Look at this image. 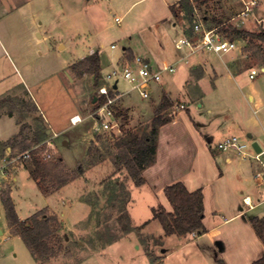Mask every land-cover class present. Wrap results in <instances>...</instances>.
Listing matches in <instances>:
<instances>
[{
  "label": "rangeland",
  "instance_id": "1",
  "mask_svg": "<svg viewBox=\"0 0 264 264\" xmlns=\"http://www.w3.org/2000/svg\"><path fill=\"white\" fill-rule=\"evenodd\" d=\"M175 1L34 2V13H38L35 20L40 23L39 31L44 39L38 40V50L42 55L33 66L43 62L44 66L48 65L49 75L41 84L32 86L35 100L20 88L1 97L0 120H8L6 127L11 129L16 124L17 135L35 142L32 139L35 132H40L42 138L46 136L42 130L47 127L43 123L45 117L52 122L57 136L52 137L47 145L49 159H44V150L39 157L45 161L59 158L67 168L78 172L77 178L45 194L29 177L28 167H25L32 158L17 165L12 164L9 170L10 176L15 175L16 178L12 184V197L18 215L25 218L46 207L48 213L57 215L59 212L66 223V227L58 233L60 242L52 240L55 248H58V255L42 260L41 264H161L165 247H169V254L163 258V264H213L202 249L206 246L200 249V239H193L189 233L175 239L159 237L162 227L153 218V208L158 207L165 195L160 192L157 197L147 185L136 186L124 169H117L113 165L111 155L116 151L114 137L94 132L91 118L72 127L68 123V117L74 111H79L82 117L91 113L94 107L92 98L97 97V88L103 83V76L114 70L127 40H172L173 30L165 27L161 20L170 17L168 4ZM206 1L205 7L198 6L196 1L194 3L198 6V14H206L209 23H217L234 15L242 6L238 0ZM254 11L256 15L264 16V7L258 6ZM183 14L179 12L178 17H183ZM115 16L120 17V23L114 20ZM183 20L189 25L187 20ZM196 20L198 18L192 16L191 23ZM111 42L117 45L114 50L109 47ZM94 51H101L103 63V71L99 72L97 79L89 74H75L71 69L72 64ZM135 55L144 56L142 53ZM262 61V52H256L252 58L254 68L259 69L258 64ZM158 68L164 67L160 65ZM247 72L240 74V89L237 88L230 96L237 104H246V98L242 95H246L250 82L255 81L247 78ZM169 76H172L170 72L163 71L161 80ZM262 77L264 74L258 76ZM161 80L151 85V96L144 99L127 81L117 78L118 90L125 93L122 98L124 103L121 101L119 107V110L126 112L125 118L120 119L123 136L150 130L160 104L157 97L161 95ZM176 109L177 106H174L162 111V116L173 115ZM53 131L35 145L44 146L45 149V140L51 138ZM17 135L2 142L0 150L3 155L20 151L21 137L9 142ZM243 138L248 144L247 150L252 152L250 140L245 135ZM64 139L69 141V145H63ZM6 146L10 147L9 151L5 149ZM216 173L217 169L210 166L206 176L211 178ZM146 221L148 223L143 227ZM221 239L226 242L229 255L241 256L234 258L236 262L245 261L254 253L238 252L234 239L228 235ZM203 240L205 238L201 237ZM57 244L60 246L57 247Z\"/></svg>",
  "mask_w": 264,
  "mask_h": 264
},
{
  "label": "crops",
  "instance_id": "2",
  "mask_svg": "<svg viewBox=\"0 0 264 264\" xmlns=\"http://www.w3.org/2000/svg\"><path fill=\"white\" fill-rule=\"evenodd\" d=\"M37 1L0 0V98L20 88L35 100L32 86L41 84L49 75L48 65L44 66L43 62L39 66H33L35 61L41 59L39 55H42L38 50V40L44 39V35L39 31L40 23L35 20L38 13L36 15L34 13V2ZM258 1L252 12L246 16L231 19L240 12L241 6L234 15L221 20L220 24L204 20L206 14L202 15V21L207 28L217 27V31L222 35L219 29L225 23L239 28L244 26L248 31L264 30V16L256 15L254 11L258 6L264 7V0ZM177 2L178 0L174 3ZM171 4L173 3L168 4L170 17L161 21L165 27L173 30L172 40H127L116 62L117 64L125 58H131L130 55L135 53H142L157 68L160 65L174 66V71L170 72L172 76L161 80V95L160 97L158 95L157 100L159 99L161 104L164 100L163 96H166L172 104L162 111L174 106H177V109L173 115H170L171 120L157 129L154 160L143 170L145 178L143 184L147 185L157 197L160 192L164 194L163 189L166 185L176 181H182L189 191L201 188L202 221L206 232L202 234L191 232L190 236L196 240L200 239V249L203 245L206 246L202 249L212 259L213 264H217L218 259H222L225 264H251L264 255V245L250 221L251 217L264 216V181L254 177V172L261 170V166L254 158L243 157L234 149L218 150L214 143L235 135L247 145L246 151L250 155L256 150L254 143L257 148L264 147V77L258 78L260 74H264V70L251 79L255 81L250 82L246 95H242L246 98V104L235 103L230 96L237 88L240 89V74L248 71L246 76L250 79L249 70L255 67L252 65L253 54L249 44L238 37L234 39L236 46L223 54L201 48L191 50L186 46L179 47L177 45L179 38L192 39L196 34L189 28L190 25L185 23L184 17H178L179 5H176V13H173L170 9ZM99 57L100 71H103L101 51ZM258 66L259 69L264 68L263 63H259ZM95 101L96 97L92 98L94 106ZM122 102L124 103L123 100ZM36 105L40 109L39 104ZM142 110L144 111L145 108ZM74 114L81 116L79 111L69 115L68 123L71 127L90 118L88 115L81 116L80 122L71 124L70 117ZM43 120L47 127H43L42 130L48 136L51 130L56 129L53 124L51 126L52 122L48 119L44 117ZM8 124V120H0V145L17 135L16 124L12 129L6 127ZM244 135L250 140L252 152L247 150L248 144L243 138ZM40 137L42 138V135L37 131L32 139L37 143L45 138L39 140ZM63 145H69V141L64 139ZM5 149L9 151L10 147L6 146ZM3 156L5 155L0 150V191L9 188L13 200L12 184L16 178L15 175L11 177L10 172L2 169ZM210 166L216 168L217 173L214 177L208 178L206 174ZM25 167H28L30 177V171L33 169L32 161ZM164 197L159 201L158 207L172 211L167 197ZM243 197H248L250 205L244 203ZM57 215L59 220H62V229H64L66 227L64 218L59 212ZM18 217L24 219L20 215ZM226 235L234 239L237 247L235 249L238 252L242 250L246 253L249 251L254 253H251L245 261L236 262L234 258L241 256L229 255L227 244L221 239ZM162 236L175 239L185 235H165L162 229L159 237ZM201 237L205 240L201 241ZM168 252L169 247H165L162 251L163 257L160 259L161 264L163 258L168 256ZM42 262L31 254L18 234L11 232L0 198V264H41Z\"/></svg>",
  "mask_w": 264,
  "mask_h": 264
},
{
  "label": "trees",
  "instance_id": "3",
  "mask_svg": "<svg viewBox=\"0 0 264 264\" xmlns=\"http://www.w3.org/2000/svg\"><path fill=\"white\" fill-rule=\"evenodd\" d=\"M195 1L200 7L207 3L206 0H178L177 3L170 5L173 13H176V5H179L180 9L177 13L179 14L181 11L184 13L183 17L189 23L191 30H193L194 24L191 23L194 9L198 10ZM203 19L206 20L207 18ZM217 23L220 24L221 20ZM219 30L229 40L238 37L246 40L253 56L256 52H262V63L264 65V30L248 31L230 23L223 24ZM71 69L80 76L84 74L93 75L96 80L100 72L99 52L94 51L85 55L78 62L73 63ZM163 98L164 100L159 105L148 132L131 133L127 136H123L121 132L119 136L114 137L116 151L111 155V161L117 169H124L136 186L145 183L143 170L154 160L158 127L171 120V116H162L161 111L172 105L166 96H163ZM117 113L122 118L126 116V112L122 109L118 110ZM20 137V135H17L15 139L12 138L9 142L12 143ZM33 145H35V142L27 141L26 138L21 137L19 150H26ZM43 150L44 146H40L31 151L33 169L30 171V177L43 193L46 194L55 190L58 186H62L67 181L78 177V172L67 168L59 158L49 161L42 160L39 154ZM163 191L172 206V211H166L163 207L153 208V218L158 220L165 235H185L191 232L202 234L206 232L202 221L203 194L201 188L189 191L182 181H176L166 185ZM0 198L11 232L21 237L25 246L35 258L46 260L58 255V248H55L52 240L57 243L60 242L58 233L62 229V223L56 214L48 213V209L43 207L26 218L20 219L10 196L9 188L0 191ZM250 221L264 245V216L251 217ZM146 223L144 222L142 226ZM58 246L60 245L57 244ZM217 264H225V262L218 259ZM251 264H264V255L252 261Z\"/></svg>",
  "mask_w": 264,
  "mask_h": 264
},
{
  "label": "built area",
  "instance_id": "4",
  "mask_svg": "<svg viewBox=\"0 0 264 264\" xmlns=\"http://www.w3.org/2000/svg\"><path fill=\"white\" fill-rule=\"evenodd\" d=\"M242 5L240 12L231 17L235 19L248 15L252 12L253 8L258 4V0H239ZM194 15L198 18L193 24V30L196 34V39L179 38L177 45L181 48L189 47L191 50L201 48L206 51L215 52L217 54H223L236 46V41L225 38L217 31V27L207 28L203 21L202 16L198 14L197 9H194ZM114 20L120 23V17L115 16ZM117 45L115 43L110 44L111 49H115ZM164 70L169 72L174 71L173 65L165 66L164 68L153 67L148 58L140 55H133L132 58H125L115 65L114 70L103 76V83L97 88L96 103L88 117L92 120V128L96 133H107L106 135L111 137H117L121 134V116L118 115V110L124 92H121L117 88V78L120 77L127 81L131 88L134 89L140 97L147 99L151 96V85L161 80V75ZM262 69L251 68L249 70V78L253 79L255 76L262 72ZM82 117L78 114H74L70 117V123L76 124L80 122ZM57 133L52 132L51 138L45 140L46 148L43 151L44 159H49L50 153L47 150V145L50 143L52 137H56ZM35 145L31 149L38 147ZM218 150L234 149L238 151L243 157L254 158L261 166V170L254 173V177L257 180L264 181V147H259V150L250 155L246 152V144L241 142L235 135L228 136L223 140L217 142L214 145ZM31 149L16 152L14 154H8L2 157V169L9 172L12 164L21 163L32 158ZM248 197H243L244 203L250 205Z\"/></svg>",
  "mask_w": 264,
  "mask_h": 264
},
{
  "label": "water",
  "instance_id": "5",
  "mask_svg": "<svg viewBox=\"0 0 264 264\" xmlns=\"http://www.w3.org/2000/svg\"><path fill=\"white\" fill-rule=\"evenodd\" d=\"M94 100H95V99H94ZM253 146L256 148V150H259V148L256 147V143H254Z\"/></svg>",
  "mask_w": 264,
  "mask_h": 264
}]
</instances>
